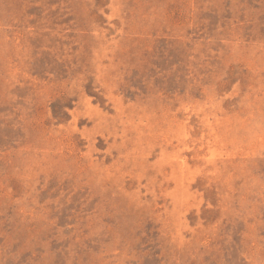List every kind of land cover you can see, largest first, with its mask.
I'll use <instances>...</instances> for the list:
<instances>
[{"label": "rangeland", "instance_id": "obj_1", "mask_svg": "<svg viewBox=\"0 0 264 264\" xmlns=\"http://www.w3.org/2000/svg\"><path fill=\"white\" fill-rule=\"evenodd\" d=\"M0 264H264V0H0Z\"/></svg>", "mask_w": 264, "mask_h": 264}]
</instances>
